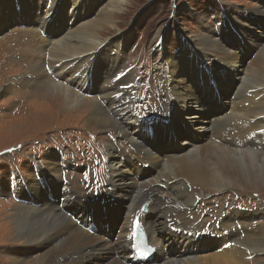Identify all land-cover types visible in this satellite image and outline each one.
Instances as JSON below:
<instances>
[{"label": "bare ground", "instance_id": "6f19581e", "mask_svg": "<svg viewBox=\"0 0 264 264\" xmlns=\"http://www.w3.org/2000/svg\"><path fill=\"white\" fill-rule=\"evenodd\" d=\"M71 1L72 7L69 15H71L72 25L76 24L77 26L75 28L71 26L67 29L69 31H66V33H59L52 29L55 17L60 16L62 10L65 8V0H46V2L39 0L35 10H40V14H37V17H39V20H43L37 22L30 20L29 26L25 28H21V22H18L17 18L14 33H19V35L27 33L29 30L27 28H35L38 31L36 39L25 50L30 58L33 59V63L30 64L31 67L26 71L24 78L26 84L31 82L36 85L41 84V88L45 84L52 93H56V102L60 99L61 104L65 108L76 107L77 111L84 112L89 107H93L94 109L88 114L90 115L88 122L93 126L104 127L109 124L119 126L118 129H115L116 133L111 138V147L114 148L115 154L107 149L106 155L109 156L108 161L110 162L107 164L108 174L106 181L118 190L119 193L124 191L122 195L111 191L110 196L122 197L123 201L121 202H125V204L122 203V207L123 209L126 207V211L123 216L119 210V213L117 211L115 214H109L106 216L107 220H99V218L95 217L89 226L88 219H86V222L83 224L84 227L88 226L86 228L76 224L68 216L65 207L71 208L75 206L71 202L76 200L80 201L83 206L87 205V203L83 201L84 198L77 196L72 188L66 187L67 185L64 186L65 184L70 185V180L67 178L68 183L64 182L59 165H67L65 167L69 168L68 165L71 164V161L64 155L61 159L58 157L57 161H54L53 155H48L49 159L46 166L40 164L38 167H41L45 171L48 170L52 180L56 181L58 178L60 181L62 178L61 191L66 202L60 206L53 201L45 199L43 200L45 205L41 208H39L41 204L34 205L31 202H27L30 205H24L25 203L19 204L13 215V225L16 233H20L22 239L26 240H24L26 245L24 247L19 246L21 247L19 250L14 248L10 255L24 257L23 254L29 255L35 249L44 247V252H36V257L38 258L36 261L31 262L32 264H79L80 261L81 264H87V261L93 258L90 249L94 251V259L96 260V253L99 250L104 251L109 256L111 248H113V256H109V260L103 264H134L135 262H140L133 260V232L131 230L132 222L130 223V221L143 203L148 205L149 212L145 215L142 214L141 220L148 230L150 243L157 250L152 260L139 264H206V261L204 262L203 260L206 256H199L198 254L203 250L211 248L217 254L211 256V260L207 262L208 264L220 262L241 264L250 254L256 252L264 253V229L258 228L257 222L254 220L264 215L263 206L258 207L256 210L250 209L252 212H247L248 210L244 211L232 203V207L228 208L227 213L221 218L218 226L200 236H191L185 232V230L192 231V229L199 230L200 228L194 227L195 225L193 226L190 221H182L176 217V213L182 210L183 205L193 207L200 200L198 195L191 189L194 182L211 189L220 188L222 190L229 187L232 189L234 187L239 188L243 183L264 184V146L263 152L256 153L251 148V140L246 138L251 137L258 129L264 128V90L262 92L261 89L264 86V60L260 61L259 58L261 56L257 57L258 54L263 55L264 52L253 53V50L258 46L257 41L250 47V51L253 53L251 59L257 60H254L255 62L253 61L254 63L252 62L247 67H245L246 65L238 64V60L242 61L238 58V53L235 52V55L229 52V50H232V46L221 47L215 40L214 42H205L203 44V47L210 54L205 53L204 55V59L209 64L203 63L209 65L210 70L213 69L214 59L216 66L221 70L224 64L218 60L231 64L236 63L239 65V69L231 70H235L238 74L243 73L241 77L243 79L242 82L248 77L245 84L251 86L247 88L246 92L245 90L241 91V82L236 90L238 95L235 94L234 98L231 96L226 100V103L230 106L228 109L230 113L225 114L228 110L221 112L219 118L216 116L214 119V124L209 126L211 130L209 136L210 148L193 151V149L204 145L205 141L202 143L204 137L199 139L197 144H194L189 139L182 140L185 143V148L181 145L182 149L174 154L178 158L171 159L168 157L164 159L163 156L160 157L161 155L150 153L141 141L140 133L136 131L134 123L137 120L136 115L140 112L134 105L136 95L132 96L131 101L127 99L124 102H119L122 92L121 87L117 91L116 81L120 79L122 83L132 82V89L128 87L127 92L133 90V87L135 88V75L129 69V60L126 57L127 41L124 39L125 36H120L119 38L114 36L110 39L103 38L104 27L117 28L112 15L115 11L123 10L124 3H127L128 0H111L108 8L102 10L101 16L93 21L90 20L91 15L89 14L91 11L85 12V8L87 7L86 2L81 3L80 0ZM90 2L92 5H95L94 0ZM28 3V0H0V34L8 26V13L5 9L14 11L16 17H18V10L31 9ZM76 12L82 13L79 21L75 16ZM259 12L264 14V9ZM19 19L21 20V18ZM66 25H62L60 31L68 28V25ZM41 31L47 35L43 36ZM206 37L207 35L199 40L201 42L208 41ZM2 43L6 45L9 41H2ZM156 46H162L157 50L160 57L158 69L162 68L159 78L163 83L162 87L159 88L161 89V94H158L159 101L162 103L171 94H177L178 98L181 97L183 99L182 102L179 101V104L170 107L166 111L165 115L169 116L167 122L171 123V121H176L178 116H182L189 120L190 125L197 130H206V126L209 123H206V108L204 109L201 105L202 99L199 98L195 88L193 89V93L189 92L191 84L187 83L188 77L182 76V72L180 71V67H182L181 63L163 49V42H158ZM114 47L117 54L114 52L115 59L111 58V69L113 71L104 68L105 63L102 61L100 54L106 56L109 52L114 51ZM184 47L185 45L183 44ZM9 50H11L10 57L12 58L14 56L12 49L10 48ZM195 51L199 53L198 49ZM239 54L241 55V53ZM191 58L192 60L189 63L197 62L196 57ZM94 60L100 61L102 69L96 68ZM115 60L116 62L114 63ZM162 63L165 64V67ZM203 63H199L201 69L196 67L201 73H204V69H207L206 66L202 67ZM160 65H162L161 68ZM92 66H94V85L100 84L103 80V84L95 88L94 93L101 95L102 89L107 88L105 95H107V104H110L108 109H104L97 99L92 98L94 95L89 96L87 94L88 92H93V90H90L92 84L87 80V75ZM126 69H129V72L124 73ZM82 70L87 71V74L79 72ZM224 70L230 71V69ZM192 71H195V69H192ZM213 72H215V76L210 75V73L208 74L207 89L211 88V86L208 88V85L212 84V82L215 81L217 83L222 80H219L217 77L218 73L216 69ZM256 87H260V89ZM254 88L255 90L248 91ZM25 91H29V94L33 98L42 94L41 91ZM26 97L27 95H24L22 98L25 99ZM32 101V104L37 103L34 99ZM188 102L190 103L188 104ZM113 103H118L121 109L114 111L113 107H111ZM38 104L42 105V107L47 105L46 101H41ZM37 113L38 116L40 114L41 116L43 115L39 110H37ZM229 118H232V123L228 127L223 128V121ZM126 125H129V128L123 129ZM131 147L134 149H131ZM181 151L183 152L180 153ZM142 153L143 156L141 157ZM120 155L124 157L119 158ZM134 157L136 159H131ZM139 160L143 164H149V166L153 164V171H145V168L140 167ZM76 167L79 168L78 163L77 165L74 164L72 168L76 169ZM130 175H133V177ZM29 181H31L28 183L31 191L38 194L41 187L36 181V176ZM10 188L8 187L7 190L6 185L1 186L0 184V190L2 191L7 190L8 192ZM98 190L99 192H88L85 196L88 198L86 200H90L92 204L97 201L106 202L109 198L103 199L107 191L104 189V185L100 186ZM125 190L129 192L127 193ZM109 220H112L113 225L110 224L107 231L111 230L117 233L113 240L98 236L99 234L97 235V233H91L93 229L96 230L98 228L96 224L98 221L106 224L109 223L107 222ZM245 220H250L254 224L249 227L244 226L241 222ZM168 225L170 228L171 226L180 227L182 225L184 231L179 233L172 232ZM12 263H17V261L12 260Z\"/></svg>", "mask_w": 264, "mask_h": 264}, {"label": "rangeland", "instance_id": "374dc122", "mask_svg": "<svg viewBox=\"0 0 264 264\" xmlns=\"http://www.w3.org/2000/svg\"><path fill=\"white\" fill-rule=\"evenodd\" d=\"M28 1L31 9L18 10V17H16L14 11L5 9L8 13L7 18L9 27L7 26L0 34V184L1 186L6 185L7 190L8 187H11L8 192L7 190H0V264H32L31 262L36 261L38 258L36 257V252L45 251V248L41 247V249H35V251L29 255L23 254L24 257L10 255L14 248L19 250L21 249L19 246L24 247L26 245V240L22 239L20 233H16L13 225V215L16 212L17 206L22 203H25L24 205H30L27 203L29 199L34 200V202H32L34 205L41 204L39 208L44 206L45 202L43 200H48V185H52L53 192L59 190L58 193L60 197H64L61 191V184L63 183L62 178L60 181L58 178H55L56 181L52 180L46 168L47 171L38 167L40 164L46 166L47 160L49 159L48 155H53L55 158L54 161H57L58 157L61 159L63 155L67 156L71 161V164L68 165L69 168L65 167L67 165H59L60 172H62L61 176H66V178L70 180V185L65 184L64 186L67 185L66 187L72 188L75 194L84 198L83 201L87 203V205L83 206L80 201L76 200L71 202V204L75 205V209L78 210V215L76 214L77 220L75 221L73 219L76 224L83 226L88 215L92 216L87 218L89 226V224L94 221V215L99 218V220H107L108 218L106 216L109 214H115L119 210L123 216L126 211V207L124 209L122 207V203L125 204V202H121L123 201L122 197L109 196V199H107L104 204H101L100 201L92 204L91 201L86 200L88 198L85 197L88 192L98 189L99 185H104V188L119 193L118 190L109 185L106 181L108 174L107 164L110 162L108 161L109 156L106 155L107 149L115 154L114 148L111 147V138L114 133H116L115 129H118L119 126L116 124H109L104 127H95L88 122L90 117L88 114L94 109L93 107H89L84 112L77 111L76 107H71L72 109L68 107L65 108L64 105L61 104L60 99L56 102V93H52L45 84L43 88H41V84L36 85L32 82L26 84L24 78L25 73L30 69V64L33 63V59L30 58L25 50L28 45H31L36 39L38 31L35 28H27L29 29L27 33L25 32L19 35V33H14V26L17 24V18L18 22H21V28L29 26L30 20L33 22L43 20H39V17H37V14H40V10H35L39 0ZM41 1L43 2V0ZM65 1V8L62 10L61 15L56 16L52 23V29L59 33H66V31H69L67 29L71 26L74 28L77 26L76 24L72 25L70 19L71 15H69L72 1ZM90 1L91 0H80L81 3H87L85 12L91 11L89 15H91L90 20L93 21L101 16L102 10L108 8V4L111 0H94L95 5H92ZM44 2H46V0H44ZM263 9L264 0H128L127 3H124L123 10L114 12L112 18L115 20L117 28L104 27L103 38L106 37L110 39L114 36L118 38L120 36H125L124 39L127 41L126 57L129 60L128 67L135 75V80L132 79L134 80L135 88L133 87V90L128 92V87L132 89V82L122 83L120 79L116 81L117 91H119L121 87L122 92L119 102H124L127 99L131 101L132 96L136 95L134 98L135 100L133 99L134 105L140 112L145 113L151 110L158 112L159 109L161 113L165 115L170 107L179 104V101H183L181 97L178 98L177 94H171L167 99H164L162 103L159 101V95L161 94V89L159 88L162 87L163 83L159 78L162 65H160L161 69H158L160 57L157 50L162 46L159 47L156 45H158V42H163V49L169 52L170 55H173L175 60L177 59L181 63L182 67H180L181 70H179L182 72V76L188 77L189 80L187 83L191 84L189 92L193 93V89L195 88L199 98L202 99L201 105L204 109L206 108V123L209 122L206 126V130H197L190 125L189 120L182 116H178L176 121L163 124V130L156 126L157 130L164 132L165 136L162 138L159 136L155 137V145L154 148H152V154L161 155L160 157L163 156L164 159L168 157L171 159L178 158L175 157L174 154L179 152L182 146L185 148L184 140L189 139L191 142H194V144H197L199 139L203 137L202 143L205 141V143H203L204 145L193 149V151L210 148L209 136L211 130L209 126L214 124L216 116L219 118L221 112L230 108L226 100L231 96L234 98L235 94L238 95L236 90L243 80L241 78L243 73L238 74L235 70L239 69V65H246L245 67H247L252 64L254 60L256 61L257 59H251L253 53L259 51L261 53L264 52V14L259 12ZM86 15L88 14L86 13ZM75 16L79 21L82 17V13L76 12ZM19 18H21V20ZM66 24L68 28L60 31V27ZM42 33L43 36L47 35L44 32ZM205 35H207L206 38H208V41L201 42L199 39H203ZM214 40L217 41V44L219 43L221 47L232 46V50H229V52L233 54H235V52L238 53V58L242 60H238V64H240H231L218 60L224 64L221 70L216 66L214 59L213 69L210 70L211 68L209 65H206L208 61L204 59L205 53L209 54V51L203 47V44L205 42H214ZM2 41H9V43L5 45ZM256 41L258 46H256L253 53H251L250 47H252L253 43H256ZM183 44L185 45L184 48ZM10 48L14 55L12 58L10 57ZM196 49H198L199 53H196ZM114 52L116 53L115 47L114 51L109 52L106 56L100 54L102 61L105 63V69H111L112 59H115ZM239 53H241V55ZM191 57H196L197 62L189 63L192 60ZM257 57H260V61L264 60V54H258ZM94 62L96 63L95 66L97 69H102L99 60H94ZM115 62L116 60L114 63ZM200 62H206L202 64V67L206 66L207 68L204 69V73L198 71V69H201V65H199ZM210 63L212 64L211 61ZM162 64L165 67V64ZM129 69H126L124 73L129 72ZM192 69H195V71H192ZM214 69H216L218 73L217 77L219 80H222L217 83H215V81L212 82V84L208 85V88L209 86H211V88L207 89L206 84L209 81L208 74L210 73V75L212 74L215 76V72H213ZM224 69H230V71L227 72ZM79 72L87 74L85 70ZM203 74H205V76H203ZM111 75H113V73H111ZM247 78L248 77H246L240 85L241 91L245 90L246 92L247 88L251 86L245 84ZM244 86L246 87L244 88ZM257 89H260V87ZM261 89L263 92L264 86L261 87ZM25 90H32L33 92L41 91L42 94L33 98V96L29 94L30 92ZM253 90H255V88L248 91ZM106 91L107 88H103L101 95L95 93L97 95L92 97L97 99L104 109L110 107V104H107ZM24 95H27L25 99L22 98ZM33 99L37 101V103L32 104ZM41 101H46L47 105L42 107V105L38 104ZM189 103L190 102H188V104ZM111 107H113L114 111L121 109L118 103H113ZM37 110L43 113V115L41 116L40 114L38 116ZM229 113L230 111L228 110L225 114ZM168 118L169 116H166V120H169ZM231 123L232 118L223 121V128L228 127ZM125 128H129V125H126L123 129ZM157 130L155 131L157 132ZM260 136H264V133H256L251 137H246L248 140H251V148L256 153L263 152L264 141ZM182 152L183 151L180 153ZM142 156L143 153L141 154V157ZM123 157L124 156L121 155L119 156V158ZM131 159H136V157ZM161 160L164 162L163 159ZM138 162L139 165L142 163L140 160ZM77 163L79 164V168H72L74 164L77 165ZM140 167L143 168L141 165ZM153 169V164H151L145 171H153ZM82 170L85 174L81 173ZM86 173L90 174V177ZM94 173H96V177L93 175ZM34 176H36V181L41 187V190L38 192L39 195L33 193L28 184L31 182L29 180ZM91 176L95 178L99 177L98 180L100 182L98 181L93 184L92 181H90ZM130 176L133 177V175ZM41 181L47 187H42ZM202 186L203 185L194 182L193 188L190 187L192 191L198 195L200 200L196 202L193 207L183 205L182 210L176 213V217L179 220L190 221L192 225H196L200 228L213 229L220 221L218 219L227 213L228 208L232 207V203L244 211L248 210L247 212H252L250 209L256 210L261 206L264 208L263 183H243L239 188L234 187L232 189L229 187L223 190L220 188L211 189ZM125 191L127 193L129 192L128 190ZM123 192L121 191L119 194L122 195ZM14 196L24 201L19 202ZM62 201L64 204L66 199ZM54 203L60 205L57 200ZM81 211H83V213H81ZM85 214L87 215L85 216ZM68 219L70 220V218ZM79 220L82 223H80ZM254 220L257 222L258 228L264 229V215ZM107 222L109 223L102 224L100 222L101 226L104 228L103 230H100L98 227L96 230L93 229L91 233H97V235L99 234L98 236L113 240L117 233L111 230L107 231L109 225H113L112 220ZM98 223L99 221L96 223L97 226H99ZM241 224L249 227L254 223L250 220H245L242 221ZM88 226L83 227L86 228ZM112 250L113 248H111L110 257L113 256ZM90 253L93 258L88 260L87 264H103L109 260V256L102 250L96 253V260L94 259V251L90 249ZM215 254L217 253L211 248L203 250L198 255L206 256L203 260L208 264L207 262L211 260V256ZM12 260H16L17 263H12ZM232 263L233 262H220L215 264ZM79 264H81V261ZM241 264H264V253L256 252L250 254Z\"/></svg>", "mask_w": 264, "mask_h": 264}]
</instances>
